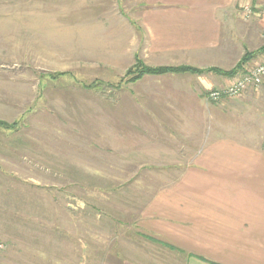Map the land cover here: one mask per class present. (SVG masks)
I'll return each instance as SVG.
<instances>
[{
  "label": "rangeland",
  "instance_id": "rangeland-1",
  "mask_svg": "<svg viewBox=\"0 0 264 264\" xmlns=\"http://www.w3.org/2000/svg\"><path fill=\"white\" fill-rule=\"evenodd\" d=\"M108 47L96 48V0H0V264H101L123 253L144 264L130 251L172 261L137 235L168 179L141 160L161 131L126 111L133 50L120 58Z\"/></svg>",
  "mask_w": 264,
  "mask_h": 264
},
{
  "label": "crops",
  "instance_id": "crops-1",
  "mask_svg": "<svg viewBox=\"0 0 264 264\" xmlns=\"http://www.w3.org/2000/svg\"><path fill=\"white\" fill-rule=\"evenodd\" d=\"M106 45L120 58L132 49V64L196 70L143 75L125 90L126 111L142 114L131 116L136 127L161 131L141 160L168 179L137 224V235L173 254L155 264H264V78L236 97L206 99L264 60V0H96V48ZM108 258L101 264H142Z\"/></svg>",
  "mask_w": 264,
  "mask_h": 264
},
{
  "label": "built area",
  "instance_id": "built-area-1",
  "mask_svg": "<svg viewBox=\"0 0 264 264\" xmlns=\"http://www.w3.org/2000/svg\"><path fill=\"white\" fill-rule=\"evenodd\" d=\"M264 78V60L255 65L241 76L234 78L227 86L213 89L206 94V99L218 102L222 98L236 97L248 88H257Z\"/></svg>",
  "mask_w": 264,
  "mask_h": 264
},
{
  "label": "trees",
  "instance_id": "trees-1",
  "mask_svg": "<svg viewBox=\"0 0 264 264\" xmlns=\"http://www.w3.org/2000/svg\"><path fill=\"white\" fill-rule=\"evenodd\" d=\"M247 55L244 57V59H242L239 64L236 66V68H234V70L226 73L227 75H234L237 74L238 71L241 70L242 65L245 63V61L247 60ZM185 71H189V72H195L196 70L190 69L188 67H179V68H168V67H160V68H150V67H146L139 59H136V62L134 64V66L130 69L127 70L126 72V76L130 77L128 80L131 81H135L137 79H139L140 77H142L143 75H158V74H164V73H174V72H185ZM220 101V100H219ZM0 125L3 126V128H7L8 126H6V124H4L3 122H0ZM152 239H150L151 241ZM154 241V240H152ZM155 242V241H154ZM156 243H160V242H156ZM162 244V243H160ZM163 245V244H162Z\"/></svg>",
  "mask_w": 264,
  "mask_h": 264
}]
</instances>
